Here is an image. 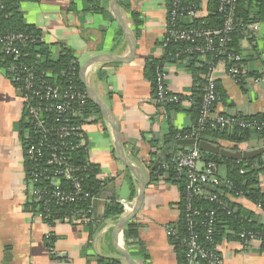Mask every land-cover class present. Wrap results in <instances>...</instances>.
<instances>
[{
    "label": "crops",
    "instance_id": "obj_1",
    "mask_svg": "<svg viewBox=\"0 0 264 264\" xmlns=\"http://www.w3.org/2000/svg\"><path fill=\"white\" fill-rule=\"evenodd\" d=\"M92 1L18 0V9L25 22L41 33L45 51L53 59L63 49L70 50L80 66L98 54L127 56L129 46L123 31L119 34L121 28L114 19L109 0L100 3L102 11L95 10ZM199 3L198 17H204L210 0H199ZM119 6L136 39V55L128 62L98 63L89 70L87 79L117 118L125 154L140 166L146 177L144 204L132 220L139 225V243L132 249L135 253L132 258L136 264H178L167 227L180 217L181 192L167 174L157 173L167 154L163 150L166 135L172 128L183 130L193 125L189 110L199 83L187 58L166 62L167 89L183 98L179 111L168 112L156 100L153 83L145 74L146 61L161 59L166 53L162 43L169 29L168 0H119ZM254 24L257 26L249 30L250 35L241 41L240 47L245 72H258L264 77V19ZM214 72L227 97L225 102L218 101L215 114L251 116L264 112V83H256V75H246L242 87L227 73L224 61L215 65ZM201 77L206 82V73ZM23 107L24 93L10 80L0 61V264H99V257L125 264L113 234L118 219L99 220L96 226L87 227L63 221L50 225L34 215L36 209L25 167L27 130ZM81 123L88 160L99 167L98 178L109 182L96 203L98 218L114 198L126 199L129 205L124 207V213L129 212L139 184L117 155L113 127L101 112L86 117L84 113ZM221 144L226 149L230 146L225 141ZM238 146V150L253 151L264 143L251 141ZM170 147L172 144L165 149ZM260 181L264 190V172ZM132 187L136 190L133 197ZM236 201L264 222V212L258 204L246 198ZM48 234L55 236L53 246L47 242ZM218 250L223 264H264V245L259 240L247 248L240 241L224 240Z\"/></svg>",
    "mask_w": 264,
    "mask_h": 264
},
{
    "label": "built area",
    "instance_id": "obj_2",
    "mask_svg": "<svg viewBox=\"0 0 264 264\" xmlns=\"http://www.w3.org/2000/svg\"><path fill=\"white\" fill-rule=\"evenodd\" d=\"M236 2L237 0H220L219 12L225 19L222 28L195 30L177 28L176 25L181 16L186 20H191L198 17V11L192 8H181L179 0H176L175 7L170 10L169 29L162 46L166 50L173 41L195 42L196 38L205 37L206 44L197 45L194 48L189 47L185 52L195 51L203 55L212 52L214 57L222 62L220 58L225 56L226 45L230 40L231 33L237 27ZM3 8L4 5L0 1V10ZM256 26V24H250L248 28L250 30ZM249 35V31H246L245 38ZM215 38H218L217 42H215ZM39 41H43V38L31 33L0 31V52L10 59V63L6 67L8 76L24 93L23 115L27 130L25 156L30 160V173L27 176V182L31 200L42 206V210L36 211L34 215L36 214L45 221L48 216L53 215L52 203L56 205L74 203L81 198H86L93 201V207L89 208L86 213L72 211L70 215L65 214L61 218H64L66 222L89 225L92 218H89L87 214H92L93 211L96 213L95 207L100 196H92L82 186L81 173L87 169L88 162L83 164L73 160V156L78 150L88 149L84 139V125L81 123L88 95L78 83L80 70L78 71L79 62L76 58H71L68 66L61 71L39 70L33 63L25 61L23 48H38ZM228 56L231 62L227 67V73L239 84L241 74L245 73L246 69L245 64H238L242 61V56L234 54ZM219 62H209L199 127L190 136H178L177 140L198 139L197 136L207 123L221 128L256 126L254 122L236 118L234 115L215 114L218 93L214 67ZM166 77L164 67H158L156 100L163 105L178 104L182 99L167 89ZM254 81L259 84L264 83V77L255 78ZM171 161L175 163L177 172L185 174V217L190 231V236L184 239L187 246V264H223L222 257L215 248H206L200 242L196 227L199 225L197 219L201 215V209L194 205V201L196 198H204L223 205L224 201L219 198L215 190L222 182L233 186L232 181L222 175L215 162L206 160L204 153L197 145L189 146L184 153L172 157ZM168 166V162L162 163V168ZM245 198L244 193L238 190L232 195L231 200ZM120 202L125 208H128L129 204L126 199ZM206 216L209 219L206 224V240L209 242L214 230L215 212L210 211ZM60 220L58 219L56 222ZM167 230L170 235L177 236V231L174 228L168 226ZM239 237L244 248L251 246L256 240L261 241L264 245V234L261 236L254 231H245L241 232Z\"/></svg>",
    "mask_w": 264,
    "mask_h": 264
},
{
    "label": "trees",
    "instance_id": "obj_3",
    "mask_svg": "<svg viewBox=\"0 0 264 264\" xmlns=\"http://www.w3.org/2000/svg\"><path fill=\"white\" fill-rule=\"evenodd\" d=\"M4 5V8L0 10V31L4 33L8 32H26L31 33L35 36H41V33L32 25L25 22L22 14L18 9V0H0ZM176 0H168L169 10L175 7ZM93 8L95 10H101L100 3L102 5V0H94ZM119 2V0H118ZM220 0H210L208 5V13L204 17H196L191 20H186L181 16L177 22V28L184 29H195V30H214L219 29L224 26V16L219 12ZM179 7L181 8H192L197 11L200 10L199 0H179ZM88 8H86L87 10ZM92 9V8H91ZM136 19V18H135ZM235 19L237 27L231 33L229 42L226 45V54L220 60L225 61L227 67L230 65L229 54L241 55V41L245 38L246 31H249L248 26L250 24L258 23L264 19V0H237L235 7ZM137 21V19H136ZM119 34L122 35V30H119ZM42 37V36H41ZM218 38H215L217 42ZM206 44L205 37L196 38L195 42L190 41H173L170 43L166 49V53L161 59L150 58L145 63V74L146 77L153 83V90L156 94L157 85V68L164 67L166 62H171L179 59L187 58L190 61V69L194 73V78L196 83H199V90L194 95L192 107L190 108V113L193 119L192 127L185 128L183 130L171 129L170 132L165 137V146L172 144V147L165 149L166 158L164 162H168L169 166L167 168H162V165L158 169L157 175L167 174V178L170 182L179 186L181 192V200L179 203L180 217L177 222L170 224L169 226L177 231V236L170 235L171 241L174 245L175 251L177 253L178 264H187L186 253L187 246L184 243V239L190 236V231L188 230L186 217H185V194H186V184H185V174H180L177 172V167L171 158L177 156L178 154H173V152H179V154L184 153L189 146H179L176 143L177 137L190 136L194 130H196L200 123V112L201 105L203 102V92L205 86V80L201 77L202 73H206L209 68V62H219L217 58L214 57L212 52H207L205 55L199 52H188L185 51L187 48H194L197 45ZM38 48L36 47H24L23 53H25V61L28 63H33L39 70H57L61 71L68 66L73 54L70 50L63 49L60 56L57 59L51 58L49 53L44 46L43 41L38 42ZM40 49V50H39ZM38 56V58H37ZM203 59V61H202ZM1 65L5 68L9 65L10 59L1 54L0 56ZM245 60L242 56V61L238 64L243 65ZM199 67V68H198ZM80 70V65L78 64V71ZM246 75H256V78L262 77L258 72L252 73H242L240 77L239 84L244 87V78ZM79 85L85 90V87L79 78ZM86 91V90H85ZM87 93V92H86ZM217 93L218 101H226L227 97L225 92L220 88L217 82ZM181 99L182 96H180ZM217 101V103H218ZM182 100L180 101V103ZM180 103H167L165 108L168 112L179 111ZM217 105V104H216ZM215 105V106H216ZM85 117L91 113L100 114L98 106H96L89 98L85 108ZM223 115H226L223 113ZM236 118L242 120H250L256 124L254 127H224L212 126L211 123H207L204 129L197 136V140H204L213 144H218L221 147L227 148L221 144L222 141L228 142L230 146L228 149L238 150L239 144L248 143L251 141H256L257 143H264V112L251 115V116H238ZM25 121V118H24ZM156 145L155 143H153ZM172 152V153H171ZM207 161H213L217 164L220 171H224L226 174H222L226 179L232 181L233 186L228 185L226 182H222L215 192L218 194L219 198L224 201V204L218 202H212L204 198H196L194 205L201 209V215L198 216L199 225L196 227V231L199 232V238L202 246L206 248L218 250V246L224 240H235L240 241L241 238L239 234L245 231H254L256 234H264V222L260 220L259 215L246 209L238 201H232V195L236 191L240 190L244 193L246 199L251 200L255 204H258L264 212V190L260 185V175L264 172V153L251 158V159H238L233 160L220 155L203 152ZM26 158V156H25ZM73 160L78 163L88 162L87 169L82 171V186L84 190L90 193L92 196L99 197L101 192L104 190L106 185L109 183L107 180H101L98 178L100 173L99 167L88 160L87 149H80L73 156ZM26 175L30 173V160L26 158ZM179 177V178H178ZM134 196L136 190L132 187ZM210 191V190H208ZM213 191V189H212ZM93 201L91 199L81 198L74 203H62L55 204L52 203L53 215L46 218V222L50 225L54 224L56 220L66 222L64 218H61L65 214L70 215L72 211L87 212L89 208L93 207ZM36 211H41L42 206L34 202L33 205ZM210 211L215 212V221L213 224V233L211 235V240L208 242L206 240V230L208 217L206 214ZM125 212L123 204L117 199H111L107 203L104 210L103 216L98 218L97 214L93 211L92 214H87L89 218H92V222L87 227L96 226L99 220L101 222L109 219H119ZM100 222V223H101ZM138 228L139 225L135 222H129L126 229L124 230V240L130 251L131 256H134L133 247L137 245L138 242ZM49 245L54 244L55 236L49 234L46 238ZM99 264H121L118 260L99 257ZM206 264V263H203Z\"/></svg>",
    "mask_w": 264,
    "mask_h": 264
},
{
    "label": "water",
    "instance_id": "obj_4",
    "mask_svg": "<svg viewBox=\"0 0 264 264\" xmlns=\"http://www.w3.org/2000/svg\"><path fill=\"white\" fill-rule=\"evenodd\" d=\"M110 2V8L112 10V13L114 15V19L123 31L125 38L127 40L128 46H129V54L127 56H120L117 54H111V53H103L98 54L86 62H84L80 66V79L85 87V90L87 92L88 98L96 105L98 106L102 117L111 124L113 127V134H114V143L117 155L119 159L126 165V167L132 172V174L137 178L138 184H139V191L137 194V198L135 200V203L132 207V209L129 212L124 213L116 222L114 226V240L120 244V252L123 254L124 257V263L125 264H136V262L133 260L132 256L130 255V252L128 250V247L126 245L125 240L122 238L123 232L129 222H131L141 211L144 199H145V192L147 187L146 177L140 168L135 162H133L124 152L123 148V142H122V136L120 131V126L118 123L117 118L113 114V112L102 102L92 85L87 79V75L89 70L98 63H104V62H128L134 59L137 51V42L133 35V31L126 23L118 0H109ZM177 145L181 146H194L197 145L198 148L202 152H208L216 155H220L229 159L238 160V159H251L254 157H257L264 153V146H261L260 148L253 150V151H243V150H228L226 148L221 147L218 144H213L204 140H197L195 138H189V139H180L177 140ZM159 161L156 162L153 169L156 168Z\"/></svg>",
    "mask_w": 264,
    "mask_h": 264
}]
</instances>
